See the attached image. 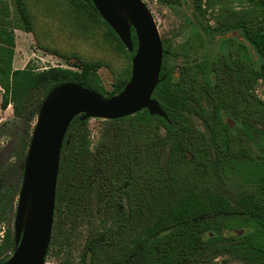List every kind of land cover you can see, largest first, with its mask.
Segmentation results:
<instances>
[{
  "label": "trees",
  "instance_id": "16d2710c",
  "mask_svg": "<svg viewBox=\"0 0 264 264\" xmlns=\"http://www.w3.org/2000/svg\"><path fill=\"white\" fill-rule=\"evenodd\" d=\"M75 1L95 22L106 28L107 36L116 41L119 50L125 49L119 37L102 20L91 0ZM243 1L255 5L260 15H229L213 30L217 31L221 27L238 30L251 45L259 61L257 66L245 64L242 60L238 63L229 59L223 62L226 78L222 82H215L213 87L207 82L203 85L216 106L213 111L199 106L192 82H186L183 76L174 80L173 72L166 64L167 56L164 55L160 72V77L164 78L152 96L158 100L167 119L152 116L146 109L132 116L104 119L112 122L130 119V122L120 130L114 146L98 150L94 155L96 165H89L91 169L86 167L88 148L80 145L77 135H71L70 142L65 143L72 124L77 122L82 125L87 121H81V115L72 119L60 152V194L65 192L67 197L64 205L54 210V221L58 216L57 224L52 229L54 240L66 243L75 230L84 225L85 214L81 212L86 201L84 193L89 190L88 185L97 182L102 203L98 220L89 227L87 254L90 264H196L219 239L222 223L220 215L225 214L238 217L252 230L242 238H237L236 247L221 246L216 250H234L242 258L264 264V176L244 183H238L236 178L228 176L221 162L230 159L232 154L244 153L247 159L250 156L240 139L231 135L227 127L222 132L215 129L219 121L217 108L231 106L235 115L244 112L264 125V99L257 98L253 92L259 81L264 87V0ZM13 2L15 6L11 10L8 0H0L1 109L11 106L15 117H25L30 122L36 119L47 92L58 84L75 82L103 97L113 96L122 90L130 75L125 80L117 81L112 90L107 92L98 75L101 66L99 61L43 68L32 66L28 61L23 68L14 69V29L30 32L31 21L25 0ZM193 2L197 9L202 5V0ZM131 38L134 50L127 52L129 60L137 45L133 29ZM188 113L196 114L212 132L218 163L215 166L226 178L228 196L207 184L205 175L209 163L205 138L201 132L188 125ZM159 123L170 140L164 166L160 161L163 146L156 144L152 150H148L154 143L153 136L158 135ZM111 160L117 165L113 177L106 173ZM148 188L150 191L146 196ZM15 196L11 188L5 191L0 189V223L1 216L11 208ZM4 246L10 251L14 250L11 234H6ZM2 254L3 250L0 249V264L7 258ZM48 254L49 247L46 256Z\"/></svg>",
  "mask_w": 264,
  "mask_h": 264
},
{
  "label": "rangeland",
  "instance_id": "374dc122",
  "mask_svg": "<svg viewBox=\"0 0 264 264\" xmlns=\"http://www.w3.org/2000/svg\"><path fill=\"white\" fill-rule=\"evenodd\" d=\"M143 1L157 25L165 51L163 56H167L166 64L172 70L174 80L177 81L183 76L186 82H192L199 106L203 109L211 112L216 108L203 85L207 82L213 87L215 82H222L226 78V68L223 65L225 60H233L234 63L242 60L245 64L257 66L259 61L257 54L238 30H227L224 27L217 31L213 30V27L218 26L229 15L234 17L244 13L260 15L255 5L243 0H202L201 7L197 9L193 0ZM8 2L10 9L14 10L13 0ZM25 4L30 15L31 31L14 29L15 67L23 68L28 61L32 66L39 68L49 65L67 67L84 61H99L101 66L98 75L107 92L112 90L117 81L125 80L130 75L131 60L126 48L119 50L116 41L107 36L106 28L101 23L95 22L90 14H86L77 1L25 0ZM74 4L84 14L80 13ZM1 92L0 90V100ZM253 92L257 98L264 99V87L261 81L257 83ZM231 107L217 108L219 121L215 129L217 132H222L227 127L231 135L240 139L241 145L249 154L250 159H247L244 153H238L221 162L225 165L228 176L236 178L238 183H244L264 176V125L244 112H237L235 115ZM186 116L188 125L201 132L205 138L209 163L205 175L207 184L228 196L229 187L225 184L226 178L218 166H215L218 163H216L212 132L196 114L188 113ZM228 118L233 125L229 126ZM35 122L36 119L29 122L25 117H15L11 106L0 108V189L5 191L11 188L16 193L11 208L1 216L0 223V249L3 250L2 256L5 255L7 258L12 251L4 246V240L6 234H11L13 237L23 165ZM129 122L130 119L112 122L99 118H88L82 125L74 122L67 132L65 143L70 142L71 135H77L80 145L88 148L86 149L88 169L89 165H96L94 155L98 150L114 146L119 139L120 130ZM157 133L158 135L153 136L154 143L148 147V150H152L156 144L162 145L160 161L164 166L170 140L161 123ZM116 168V162L111 160L106 173L113 177ZM60 187L61 183L57 178L55 211L64 205L67 197L65 192L60 194ZM97 187L98 183L95 182L93 185H88L89 190H85L86 201L81 210L85 214V223L75 230L66 243H63V240H54V231H52L53 236L49 242V254L45 258V264H90L87 254L89 227L98 220L99 207L102 203ZM149 191L150 188L146 190V196ZM220 216L222 223L219 239L204 252L202 259L196 264H259L258 261L242 258L234 250L229 252L216 250L221 246L236 247L237 238H242L252 230L238 217L231 214ZM56 219L54 221L53 218L52 229L57 224Z\"/></svg>",
  "mask_w": 264,
  "mask_h": 264
},
{
  "label": "water",
  "instance_id": "95a60500",
  "mask_svg": "<svg viewBox=\"0 0 264 264\" xmlns=\"http://www.w3.org/2000/svg\"><path fill=\"white\" fill-rule=\"evenodd\" d=\"M96 11L131 57L130 77L122 90L103 97L75 82L52 87L43 98L23 165L22 181L14 217V250L1 264H45L51 239L60 152L68 126L81 115L119 119L146 109L167 119L152 96L159 82L165 51L151 11L143 0H91ZM229 126L233 125L228 118Z\"/></svg>",
  "mask_w": 264,
  "mask_h": 264
},
{
  "label": "crops",
  "instance_id": "0c3cea01",
  "mask_svg": "<svg viewBox=\"0 0 264 264\" xmlns=\"http://www.w3.org/2000/svg\"><path fill=\"white\" fill-rule=\"evenodd\" d=\"M12 65H13V68H14V69H17V67H15V64H14V62L12 63Z\"/></svg>",
  "mask_w": 264,
  "mask_h": 264
}]
</instances>
